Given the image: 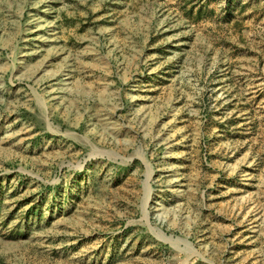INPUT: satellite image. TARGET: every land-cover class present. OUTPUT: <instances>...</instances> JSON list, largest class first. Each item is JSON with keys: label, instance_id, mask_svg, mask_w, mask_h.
I'll list each match as a JSON object with an SVG mask.
<instances>
[{"label": "rangeland", "instance_id": "obj_1", "mask_svg": "<svg viewBox=\"0 0 264 264\" xmlns=\"http://www.w3.org/2000/svg\"><path fill=\"white\" fill-rule=\"evenodd\" d=\"M0 264H264V0H0Z\"/></svg>", "mask_w": 264, "mask_h": 264}]
</instances>
